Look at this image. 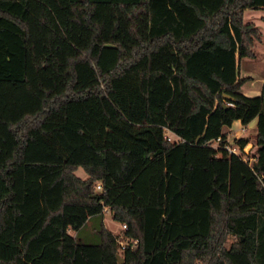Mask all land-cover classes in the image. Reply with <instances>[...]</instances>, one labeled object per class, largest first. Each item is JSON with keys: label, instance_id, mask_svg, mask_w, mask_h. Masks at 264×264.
<instances>
[{"label": "trees", "instance_id": "obj_1", "mask_svg": "<svg viewBox=\"0 0 264 264\" xmlns=\"http://www.w3.org/2000/svg\"><path fill=\"white\" fill-rule=\"evenodd\" d=\"M258 7L65 0L62 87L31 112L0 104V264H264V78L248 95L239 73ZM29 9L0 0V94L28 78ZM253 118L249 164L222 127ZM104 206L136 245L119 252Z\"/></svg>", "mask_w": 264, "mask_h": 264}, {"label": "rangeland", "instance_id": "obj_2", "mask_svg": "<svg viewBox=\"0 0 264 264\" xmlns=\"http://www.w3.org/2000/svg\"><path fill=\"white\" fill-rule=\"evenodd\" d=\"M29 2L28 78L25 82L12 85L14 90L13 95H10L8 88L1 91L0 104L3 101L5 112L8 116L11 112L14 115L13 102H15L17 96L27 97L32 104L29 109L31 112V110H34L38 106L40 101L61 88L63 84L62 55L64 51V36L62 32L64 27L65 0H29ZM261 15L264 16V7L246 8L244 12V19L246 21H252L262 29V44L260 38L256 39L254 45L256 55L242 56L240 58V75L250 76L242 84L241 90L243 91H248V89L258 85L260 83V76L264 75V17L262 18ZM22 103H24L25 108H27L26 105L29 106L28 103H25V100H22ZM59 106L62 109V105ZM21 113H18V115ZM254 131L255 126H247L245 129H242L241 125L231 128L228 132L226 131V138L232 143L233 138L239 135H246L249 138L246 144L247 151L242 150L243 154H241L245 156L248 162H253L252 156L256 146ZM165 133L172 136V138L176 137L169 130H165ZM217 144H219L217 141H213L214 146ZM75 173L80 176L85 175L82 166L77 167ZM107 223L110 229L117 230L116 223L110 218L107 219ZM118 229L120 230V228ZM86 231H89V229L84 228L79 234L84 240L96 241L98 239L95 231L92 234ZM71 232L74 233L75 231L71 229ZM230 240L231 236L228 237L227 242ZM10 252H12V249L8 251V253Z\"/></svg>", "mask_w": 264, "mask_h": 264}, {"label": "built area", "instance_id": "obj_3", "mask_svg": "<svg viewBox=\"0 0 264 264\" xmlns=\"http://www.w3.org/2000/svg\"><path fill=\"white\" fill-rule=\"evenodd\" d=\"M242 129H245V125H241ZM167 135V138L168 139H176L177 136L175 138H172V136ZM219 140V137H217L214 141H218ZM246 144L245 143L243 146H242V149H240L239 145L236 144V143H232L228 138H227V141L225 142L224 146L226 147V149L229 151V152H232V153H237V154H243L242 150H246L247 151V148H246ZM241 152V153H240ZM242 156V155H241ZM253 157V160L255 159L254 156ZM243 159L246 160L245 156H242ZM250 161V160H249ZM249 164H251L252 162H248ZM96 188H100V182H96ZM108 208L106 206L103 207V211L107 210ZM119 228L120 230L118 231V234H117V240H118V249H119V252H121L126 246H133V245H136L137 242H138V238L137 237H133L131 235H128V234H125L123 233L121 230L126 228V223L125 222H119Z\"/></svg>", "mask_w": 264, "mask_h": 264}, {"label": "crops", "instance_id": "obj_4", "mask_svg": "<svg viewBox=\"0 0 264 264\" xmlns=\"http://www.w3.org/2000/svg\"><path fill=\"white\" fill-rule=\"evenodd\" d=\"M244 12H245V10H244ZM261 17L263 18L264 16L263 15H261ZM259 29H260V31H261V33H262V29L259 27ZM260 42H261V44H262V39H261V35H260ZM255 45V44H254ZM240 62V61H239ZM263 78H264V75H262V76H260V83L258 84V85H256L255 87H253V88H250V89H248V91H243L245 94H248V95H254V94H258L259 92H260V87H261V84H262V81H263ZM242 88V87H241ZM239 125H245V127H247V126H255L256 125V118H253L252 120H250L248 123H246V124H243L239 119H234L233 121H232V123L230 124V125H224L223 127H222V130L223 131H227L228 132V130H230L231 128H233V127H238ZM85 176V175H84ZM93 217L94 216H92V217H90L91 219H93ZM108 218H110L113 222H115L116 223V226H117V230H113V229H110L109 228V226H108V223H107V219ZM103 222H104V225L108 228V229H110L111 231H113L114 233H116V232H118V228H119V221H117V220H114L113 218H112V216H111V212L107 209V210H105V211H103ZM84 228H88V227H85V226H83L81 229L83 230ZM81 229H80V231H81ZM89 229V228H88ZM75 231V230H74ZM69 232L71 233V234H75V232L74 233H72L71 232V229H69ZM86 232H88V233H93V229L92 230H90L89 229V231H86Z\"/></svg>", "mask_w": 264, "mask_h": 264}, {"label": "water", "instance_id": "obj_5", "mask_svg": "<svg viewBox=\"0 0 264 264\" xmlns=\"http://www.w3.org/2000/svg\"><path fill=\"white\" fill-rule=\"evenodd\" d=\"M117 258H118V261L120 262L122 260V256L120 253H117Z\"/></svg>", "mask_w": 264, "mask_h": 264}]
</instances>
